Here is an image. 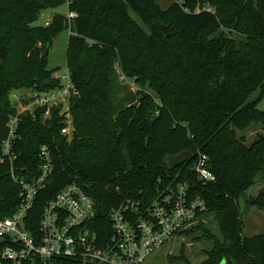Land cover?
<instances>
[{"label":"trees","instance_id":"1","mask_svg":"<svg viewBox=\"0 0 264 264\" xmlns=\"http://www.w3.org/2000/svg\"><path fill=\"white\" fill-rule=\"evenodd\" d=\"M178 1L162 9L158 0H0V150L17 112L11 93L57 86L52 75L58 68H48L45 51L67 29V68L78 92L69 107L71 136L61 133L65 117L53 107L46 120L43 109L35 117L21 114L13 143L16 166H28L34 176L39 148L51 150L52 174L28 215L31 233H38L45 201L67 184L93 200L88 225L103 242L112 208L129 201L145 214L161 191L181 182L205 200L206 210L178 235L200 231L194 238L210 246L198 263L183 255L172 261L264 264V233L242 235L239 207L240 196L264 176V111L257 107L264 94V0ZM62 5L76 17L56 13L48 26H33L44 10ZM198 6L214 13L196 12ZM118 73L138 89L124 88L118 96ZM252 124L263 129L247 144L237 132ZM198 154L208 157L213 180L192 171ZM18 192L8 166L0 165V214L15 209ZM246 204L264 209V191ZM206 214L217 233L202 220Z\"/></svg>","mask_w":264,"mask_h":264},{"label":"built area","instance_id":"2","mask_svg":"<svg viewBox=\"0 0 264 264\" xmlns=\"http://www.w3.org/2000/svg\"><path fill=\"white\" fill-rule=\"evenodd\" d=\"M200 10L214 13L212 7L198 6L195 11ZM66 17L74 18L76 13L67 11ZM49 24L46 21L44 26ZM52 77L58 82L56 87L41 93L30 91V95L11 100L20 109L8 121L7 134L1 143L0 165L8 166L12 181L19 187V201L10 214H0V264H23L35 259L42 264H64L61 258H75L78 264H150L157 248L199 220L198 215L206 210L205 200L192 195L187 183L179 182L161 191L145 214L141 213L139 203L129 201L112 208L108 214L111 233L103 242L88 225L94 215L93 200L75 183L67 184L54 198L45 201L36 235L27 228L29 212L52 174L53 161L49 147L42 145L35 176L28 166H16L13 143L18 137L20 115L29 112L35 117L36 111L43 109L41 118L46 120L53 107H60L65 117L61 133L71 136L73 131L69 107L77 89L67 66L56 70ZM119 78L124 81L123 75ZM192 171L202 181L214 179L205 154H198Z\"/></svg>","mask_w":264,"mask_h":264},{"label":"rangeland","instance_id":"3","mask_svg":"<svg viewBox=\"0 0 264 264\" xmlns=\"http://www.w3.org/2000/svg\"><path fill=\"white\" fill-rule=\"evenodd\" d=\"M173 0H158V4L162 9H166ZM56 13H61L66 16L67 14V6L62 5L60 7L54 9H46L44 10L37 22L33 24L35 25H44L46 21L51 23V20ZM130 15L140 24L144 29H147L145 25L137 18V16L129 11ZM167 28L168 32L169 27ZM237 41H241L244 39L243 36L235 34L234 35ZM69 38V30L65 29L61 31L57 37L53 40L52 47L49 50L47 64L49 69L58 68L60 70H64L67 66L66 53H67V42ZM114 67L118 70V63L115 62ZM120 75V73H118ZM121 75H123L121 73ZM124 76V75H123ZM120 83V89L118 96L122 94L123 89H130L131 91H136L138 89V85L132 79L124 76V81L118 79ZM148 90V89H146ZM150 91V90H149ZM29 90H17L13 91L10 95L12 101H15V96L20 98L22 95H30ZM258 94H254L252 99H254ZM17 109H20V105L17 102H13ZM258 109L264 111V94L257 105ZM262 129L260 125L252 124L248 129L243 131H238V136H245L246 143H251L255 137L262 133ZM258 175L255 179V183L252 187H250L246 192H244L239 198V207L240 214L243 221L242 227V235L245 237H252L258 234L264 233V209H260L256 206H247V200L256 197L260 192L264 191V176L259 177ZM260 178V180H259ZM202 220L205 222L207 228L210 229L213 233H217L216 222L211 215L203 216ZM198 221V220H197ZM196 221V222H197ZM194 222V223H196ZM193 223V224H194ZM189 227V226H188ZM187 227V228H188ZM185 230V229H184ZM201 232H195L190 234L189 236H181L177 235L168 241H166L162 246L157 248L150 258V264H186L181 260L172 261L169 257H179L181 255L184 256L190 263H198L205 257V250L210 246L208 240L198 241L194 237L198 236Z\"/></svg>","mask_w":264,"mask_h":264},{"label":"water","instance_id":"4","mask_svg":"<svg viewBox=\"0 0 264 264\" xmlns=\"http://www.w3.org/2000/svg\"><path fill=\"white\" fill-rule=\"evenodd\" d=\"M164 30L166 31V33H167V36H168V35H169V32H168L167 28H166V27H164ZM49 50H50V48H49V47H47V48H46V51H45V56H46V57H48ZM190 156H191V155H188V156H183V159H182V160H186V159H188Z\"/></svg>","mask_w":264,"mask_h":264},{"label":"crops","instance_id":"5","mask_svg":"<svg viewBox=\"0 0 264 264\" xmlns=\"http://www.w3.org/2000/svg\"><path fill=\"white\" fill-rule=\"evenodd\" d=\"M28 95V94H27ZM27 95H25V96H27Z\"/></svg>","mask_w":264,"mask_h":264}]
</instances>
